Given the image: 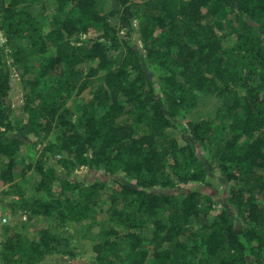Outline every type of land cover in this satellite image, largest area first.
<instances>
[{"label":"trees","instance_id":"16d2710c","mask_svg":"<svg viewBox=\"0 0 264 264\" xmlns=\"http://www.w3.org/2000/svg\"><path fill=\"white\" fill-rule=\"evenodd\" d=\"M98 1L0 0L1 201L63 225L14 226L2 264H70L81 245L89 264H264V0ZM200 96L216 122L183 124ZM213 173L219 209L183 189Z\"/></svg>","mask_w":264,"mask_h":264},{"label":"rangeland","instance_id":"374dc122","mask_svg":"<svg viewBox=\"0 0 264 264\" xmlns=\"http://www.w3.org/2000/svg\"><path fill=\"white\" fill-rule=\"evenodd\" d=\"M48 9H52L53 8V2H46ZM98 7L100 8V10L102 12H105L109 9L110 7V0H99L98 1ZM41 23L44 27V32H47L49 30V20L47 18V12L46 14H43V16L41 17ZM94 34L91 33L90 37H93ZM4 40L1 38L0 36V43H2ZM6 50V48H5ZM7 51V50H6ZM5 51V52H6ZM11 61H8V64ZM11 92H10V96H11V102H12V106L14 107L15 111L17 114H21V111L19 109V107L23 104V96H24V90H23V84L22 81L19 79V77L17 76L16 71L14 70V68H11ZM89 98V94L88 91H84L81 94L77 95L75 97V102L79 103L81 101H86ZM221 105L220 101H218L217 99L213 98V97H209V96H200L198 98V101L196 103L195 108L189 113L187 114L185 117H183L182 119V123L186 124L190 121H196V120H209V121H215V116H216V111L218 110L219 106ZM60 133V130H54L51 135H50V140L55 141L56 138L58 137ZM171 135L173 138H175L179 144V146L183 147L185 145V142L182 138V134L181 131L179 129H173L171 130ZM194 151L197 155H202L201 153V148H194ZM20 169L21 167L18 166L15 169L14 172V181L16 183H18L24 190L30 191V189L32 188L33 184H34V180L36 179V175L33 173H30L27 175L26 178H22L20 176ZM78 173L80 174H84L87 173L85 168H81L79 169ZM95 175H89V179L92 180L94 178ZM211 185L210 186H204L201 184H191L188 187H184L183 189H194L196 191H199L203 196H210V197H214L212 199V201H214V204L212 205V207H215L217 209H219V207L222 205H217L220 202V198H216L214 193L217 190L219 192V194H221L222 196L225 195L227 188H228V184H226L224 182V180L220 177V175L218 173H213L211 175V179L208 181ZM202 196V197H203ZM17 198V197H14ZM0 205L6 209V211H9L12 213V215H14L13 220L15 223H17V215L20 213V211H15L13 213V209L10 208V206L7 204L6 199L1 201V194H0ZM16 210V209H15ZM23 224H20L24 227V230H30L32 227H35L37 224L40 225H44V226H49L53 231H55L56 233H62L63 231V225L59 224L60 226H56L57 224L54 223L53 220L51 219H47V218H41V217H34L30 220H27L22 222ZM19 225V226H20ZM18 226V225H17ZM18 226V227H19ZM56 227V228H54ZM58 227V228H57ZM86 243L87 241H83V243ZM92 257V253L90 252V247L87 246H80V248L77 251V255L74 259V261L70 262V264H89L90 260ZM62 262H58V264H61Z\"/></svg>","mask_w":264,"mask_h":264},{"label":"built area","instance_id":"2783aa9c","mask_svg":"<svg viewBox=\"0 0 264 264\" xmlns=\"http://www.w3.org/2000/svg\"><path fill=\"white\" fill-rule=\"evenodd\" d=\"M0 187V192H1ZM15 214V213H14ZM14 215H12L11 212L6 211L1 205H0V264H2L1 261V249H2V243L4 241L5 233L7 231H10L14 226L20 225L22 222L26 221L27 214L22 211L17 215V223H15L13 220Z\"/></svg>","mask_w":264,"mask_h":264}]
</instances>
